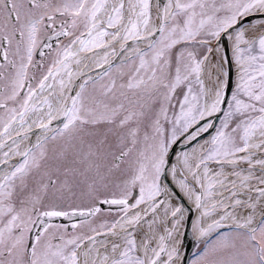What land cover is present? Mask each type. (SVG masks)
I'll use <instances>...</instances> for the list:
<instances>
[{"label": "snow or ice", "instance_id": "1", "mask_svg": "<svg viewBox=\"0 0 264 264\" xmlns=\"http://www.w3.org/2000/svg\"><path fill=\"white\" fill-rule=\"evenodd\" d=\"M0 264H264V0H0Z\"/></svg>", "mask_w": 264, "mask_h": 264}, {"label": "water", "instance_id": "2", "mask_svg": "<svg viewBox=\"0 0 264 264\" xmlns=\"http://www.w3.org/2000/svg\"><path fill=\"white\" fill-rule=\"evenodd\" d=\"M189 228H190V224H189ZM187 240H188V243L185 247V249H183V251L187 252L189 255L191 254L192 252V249H193V244L191 243V234L189 233V235L187 236Z\"/></svg>", "mask_w": 264, "mask_h": 264}]
</instances>
